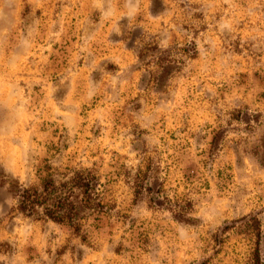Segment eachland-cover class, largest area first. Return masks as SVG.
I'll return each mask as SVG.
<instances>
[{
  "label": "rangeland",
  "instance_id": "obj_1",
  "mask_svg": "<svg viewBox=\"0 0 264 264\" xmlns=\"http://www.w3.org/2000/svg\"><path fill=\"white\" fill-rule=\"evenodd\" d=\"M263 146L264 0H0V264H264ZM68 168L87 241L16 209Z\"/></svg>",
  "mask_w": 264,
  "mask_h": 264
},
{
  "label": "trees",
  "instance_id": "obj_2",
  "mask_svg": "<svg viewBox=\"0 0 264 264\" xmlns=\"http://www.w3.org/2000/svg\"><path fill=\"white\" fill-rule=\"evenodd\" d=\"M146 51L159 52V48L157 46L146 47L141 55L145 56ZM183 51L190 55L195 53V48H186ZM173 55L175 54H172V51L160 52L157 61L159 68L163 69L167 67V64L177 63ZM100 187V178L93 170L68 168V173L63 174V179L58 182L50 176L44 179L39 186L17 187L14 190L18 199L16 209L26 217L38 216L40 219L66 225L76 234L81 235L84 241H87V234L84 233L85 222L104 208ZM137 193L140 195L142 192L138 189ZM150 193L152 207L161 208L168 205L167 207L175 213L178 220L186 221V215L192 212L191 202L175 208L178 204L173 207L172 202L163 195V190L150 189ZM254 257L256 264H262L258 249Z\"/></svg>",
  "mask_w": 264,
  "mask_h": 264
}]
</instances>
